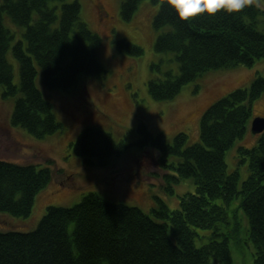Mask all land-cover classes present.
Wrapping results in <instances>:
<instances>
[{"label": "trees", "instance_id": "obj_1", "mask_svg": "<svg viewBox=\"0 0 264 264\" xmlns=\"http://www.w3.org/2000/svg\"><path fill=\"white\" fill-rule=\"evenodd\" d=\"M141 1L121 0L122 18L130 20ZM151 1L159 4L153 18L158 32L155 50L173 53L179 63L178 74L167 70L163 78H150L154 99L175 98L185 84L206 72L251 67L264 58V8L258 4L247 0L239 12L221 10L181 21L167 0ZM81 14L78 0H0L2 94L14 98L12 124L36 138L63 127L36 83L39 72L47 87L70 90L106 71L98 56L103 37ZM6 17L24 29L20 36L6 25ZM116 48L132 56L143 54L142 47L126 38L119 39ZM10 50L19 63V84L14 82ZM151 68L160 73L159 64ZM263 92L264 74H257L249 88H237L215 101L202 115L201 140L193 144H188L187 132H178L169 142L138 121L136 145L159 152L164 193L175 195L181 179L194 181L195 191L179 195L176 207L155 196V206L146 213L90 191L73 206H48L34 230H0V264H237L231 243L245 264L239 210L249 223L252 264H264V131L255 134L258 140L252 147L238 148L240 162L248 161V175L241 184L238 170L228 171L225 160L226 151L247 135L251 105ZM72 147L89 165L99 166L127 149L110 132L91 125L80 129ZM53 177L50 165L0 158V213L29 217L36 195ZM236 199L239 203L230 208Z\"/></svg>", "mask_w": 264, "mask_h": 264}, {"label": "rangeland", "instance_id": "obj_2", "mask_svg": "<svg viewBox=\"0 0 264 264\" xmlns=\"http://www.w3.org/2000/svg\"><path fill=\"white\" fill-rule=\"evenodd\" d=\"M78 1L82 19L103 37L98 56L106 71L100 76L85 78L70 90L47 87L42 74L38 73L36 83L63 124L61 131L44 138H36L24 128L12 124L14 98L3 97L0 85V158L17 163L50 165L54 171L51 182L36 195L31 215L23 218L0 213V230H34L48 206H73L90 191L109 201L139 207L146 213H150L155 206V196L162 198L171 208L176 207L179 195L195 191L194 181L192 178L181 179L175 185V195L164 193L160 185L165 172L158 165L159 152L154 148L139 149L136 145L138 121L143 120L153 133L164 134L169 142L182 131L189 134L188 144L196 143L201 140L200 122L205 110L233 90L249 88L257 74H264V58H260L251 67L206 72L185 84L175 98L156 100L149 93L150 78H163V72L167 70L179 73V63L173 53H157L155 50L158 32L153 27V18L159 4L142 0L133 17L125 20L121 16V0H100L108 16L100 13L96 0ZM249 1L264 8V0ZM5 23L17 29L19 36L24 30L8 17ZM121 38L142 47L143 54L132 56L119 52L116 43ZM8 59L14 68V82L19 84V63L11 50ZM154 63L160 65V73L157 69L152 70ZM251 109L252 119L264 116V92L253 101ZM89 125L110 132L116 141L126 144L127 149L120 156L110 159L106 166L89 165L75 154L72 147L80 129ZM246 134L225 153L228 171L239 172V184L248 175V161L240 162L238 148H250L258 140L250 127ZM170 160L175 161L174 158ZM236 202L239 203L236 199L230 208H235ZM238 218L246 251L245 264H252L254 247L247 241L249 223L241 210L238 211ZM209 235L208 238L211 237ZM197 244L200 242L197 241ZM231 250L236 263L243 264V258L240 260L241 255L236 252L233 243Z\"/></svg>", "mask_w": 264, "mask_h": 264}, {"label": "clouds", "instance_id": "obj_3", "mask_svg": "<svg viewBox=\"0 0 264 264\" xmlns=\"http://www.w3.org/2000/svg\"><path fill=\"white\" fill-rule=\"evenodd\" d=\"M167 4L177 19L188 21L200 14L213 16L221 10L239 12L246 6L247 0H167Z\"/></svg>", "mask_w": 264, "mask_h": 264}, {"label": "water", "instance_id": "obj_4", "mask_svg": "<svg viewBox=\"0 0 264 264\" xmlns=\"http://www.w3.org/2000/svg\"><path fill=\"white\" fill-rule=\"evenodd\" d=\"M251 131L253 134H260L264 131V117L256 116L251 121Z\"/></svg>", "mask_w": 264, "mask_h": 264}, {"label": "flooded vegetation", "instance_id": "obj_5", "mask_svg": "<svg viewBox=\"0 0 264 264\" xmlns=\"http://www.w3.org/2000/svg\"><path fill=\"white\" fill-rule=\"evenodd\" d=\"M96 6L98 7L101 14H105L108 16V12L106 11L104 5L102 4L100 0H96Z\"/></svg>", "mask_w": 264, "mask_h": 264}]
</instances>
